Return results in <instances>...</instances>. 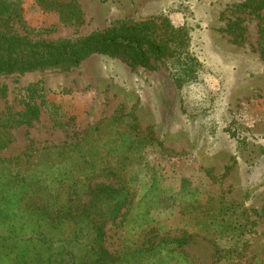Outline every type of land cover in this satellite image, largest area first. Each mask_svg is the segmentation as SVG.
I'll return each instance as SVG.
<instances>
[{
    "label": "rangeland",
    "instance_id": "1",
    "mask_svg": "<svg viewBox=\"0 0 264 264\" xmlns=\"http://www.w3.org/2000/svg\"><path fill=\"white\" fill-rule=\"evenodd\" d=\"M77 1L79 25L62 23L37 0H22L20 20L5 31L59 41L120 24H197L202 32L194 27L192 37L206 70L197 81L178 84L175 58L144 68L92 53L73 66L0 75V116L21 112L26 103L39 108L37 119L16 124L0 149V179L12 175L16 161L5 160L17 155L25 161L20 166L48 180L76 171L58 146L86 134L84 156L74 157L89 161L98 149L111 150L124 165L133 200L114 221L101 219L104 246L118 264H264L263 20L242 12L244 30L236 38L240 31L232 36L226 28L242 0ZM111 178L90 175L80 184ZM182 204H192L183 216ZM10 225L0 224V234L8 235ZM72 229L67 225L64 234ZM180 236L191 238L177 247L172 240ZM82 241L61 249L64 258L81 260ZM58 248L0 238V264H30L36 253L37 264H45L50 252L52 264H60Z\"/></svg>",
    "mask_w": 264,
    "mask_h": 264
},
{
    "label": "trees",
    "instance_id": "2",
    "mask_svg": "<svg viewBox=\"0 0 264 264\" xmlns=\"http://www.w3.org/2000/svg\"><path fill=\"white\" fill-rule=\"evenodd\" d=\"M37 1L44 10L56 13L64 24L79 25L82 22L83 12L77 0ZM234 6L237 14L228 19L226 31L235 36L234 30H239L236 38L242 36L244 28L240 22L243 20L241 13L244 12L263 20L259 24L263 35L264 0H242ZM21 11L22 0H0V75L53 66H73L92 53L124 58L131 64L144 68H155L156 63L162 60L175 58L179 66L176 77L178 84L197 81L198 75L206 70L196 53L198 38L192 37L195 28L199 33L202 32V26L197 24L185 22L175 27L166 19L159 22L145 21L112 26L76 40L50 41L5 31L12 22L20 20ZM262 46L263 44L258 45ZM30 90L31 87L28 91ZM38 113L36 104L26 103L21 112L0 116V149L12 140L11 129L16 124L29 125L32 120L37 119ZM90 138L85 134L79 141L58 146L61 150L59 153L65 155L64 159L70 161L71 165L74 164L77 170L69 168L58 174L57 179L52 177L48 180V174H32L28 168L20 166L25 161L19 155L5 160L16 161V164L12 175H8L4 181L0 179V224H11L9 234H0V238L26 243L33 241L49 249L60 245L55 252L61 256L60 264H118L104 246V223L101 219L109 218L114 221L120 215L121 209L132 200L129 196L130 188L124 186V165L113 158L111 150L104 152L98 149L93 155L94 159L89 161H80L74 157V152L84 156L81 147L88 144ZM70 146H73L72 149ZM122 154L121 152V156ZM112 159L114 162H111ZM111 174L112 181L108 183L91 186L89 181L84 186L80 184L90 175ZM65 194L67 197L62 199L61 196ZM84 196L87 197L85 201L82 199ZM191 205H181V216L185 214L184 209H189ZM95 215L99 219H93ZM67 225H72L73 229L71 233L64 234ZM190 238L191 236H180L172 242L181 247ZM82 239H86V255L81 260L64 258L61 249H66L72 243L82 244ZM53 254L54 252H50L45 256V264H52ZM36 255L29 259L30 264L37 260ZM39 262L37 260L36 264Z\"/></svg>",
    "mask_w": 264,
    "mask_h": 264
}]
</instances>
